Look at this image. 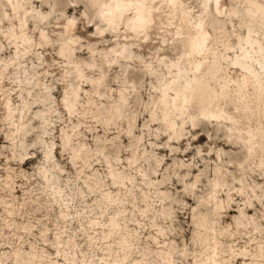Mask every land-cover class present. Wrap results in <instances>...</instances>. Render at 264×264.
I'll use <instances>...</instances> for the list:
<instances>
[{"label":"rangeland","instance_id":"374dc122","mask_svg":"<svg viewBox=\"0 0 264 264\" xmlns=\"http://www.w3.org/2000/svg\"><path fill=\"white\" fill-rule=\"evenodd\" d=\"M95 1L32 0L37 12L50 16L44 24L30 19L28 46L7 37L6 14L12 12L0 0V264H162L165 257L195 264L197 223L208 213L202 206L218 167L230 184L212 193L227 208L220 224L211 215L221 250L229 258L255 247L264 238V209L257 203L249 212L234 179L264 189V90L258 95L233 63L251 59L264 85V24L250 13L253 1L264 7V0H101L128 6L103 22ZM134 16L139 19L128 25L126 18ZM15 29L19 34L18 22ZM43 30L52 44L43 41ZM71 38L80 44L73 47ZM130 44L133 58L122 61L127 72L119 63L103 66L105 85L98 95L91 80L101 73L88 66L104 64L99 52ZM177 63L187 76L178 74L172 66ZM167 84L185 88L194 117L221 108L234 120L202 122L195 129L187 124L179 130L180 140L170 141L161 118L151 116L152 101ZM32 97L48 99L46 127L35 116L45 109L41 104L29 111ZM177 124L180 128L181 121ZM234 127L254 134V151L243 141L230 142ZM143 153L133 164V156ZM127 179L132 183L122 187ZM160 191L170 197L165 209L172 219L166 221L142 202V192L155 200ZM228 194L234 199L231 209ZM242 210L256 217L262 234H242ZM244 262L250 261L240 258L238 264Z\"/></svg>","mask_w":264,"mask_h":264},{"label":"bare ground","instance_id":"6f19581e","mask_svg":"<svg viewBox=\"0 0 264 264\" xmlns=\"http://www.w3.org/2000/svg\"><path fill=\"white\" fill-rule=\"evenodd\" d=\"M40 1H50V0H40ZM97 1H95V3ZM98 2H100L99 18H100L101 22L106 21V17L109 14L114 13L115 11L117 12L118 10H120L122 8H128L127 5H121V4H117V3L115 5H111L108 3H104L101 0H99ZM3 3H4V6L6 8H8V10L10 12H12L11 14H8V13L6 14V18H7L8 22L11 24V28H10L11 33L8 34L7 37L11 38V39L15 38L16 40L21 39L23 45L26 44L29 46L30 40L28 39L26 32L28 30L27 28H29L30 19L31 20H37L38 22L44 24L45 21H47L49 19L50 15L42 13V12H37V10L34 7V3L32 2V0H3ZM253 5L255 7V11H253L252 9L250 10L252 17L260 19L264 24V7L257 4L254 1H253ZM136 11L140 12L141 7L137 6ZM213 15L214 14H212V16ZM226 16H227V14H226ZM186 18L187 17H183L182 18L183 21H185ZM138 19H136V16H134L133 18L129 17V18H126V22L129 25L130 22H132V24H133ZM219 21L220 20H218L217 22H219ZM16 22H18L19 27H20V33L19 34L18 33L16 34V29H15ZM110 26L111 25L108 24V28H110ZM140 26H142V25H140ZM223 26H225V25H223ZM223 26H222V28H223ZM139 28L140 27L138 25L135 26L134 31H137ZM112 30H113V28H112ZM99 31H100V33H103L102 30H99ZM41 34H42V39L46 43V45L52 44V41L50 38H48L45 30H43L41 32ZM60 37L61 38H60V44H59V46H60L59 55L62 56L64 54L62 50L64 49L63 42L65 41V37L63 35H61ZM79 40H80L79 38L69 39L70 45L72 44L73 47L79 45L80 44ZM132 40L133 39H131L130 41H132ZM195 41H197V39H195ZM206 42L208 43L209 41L207 40ZM260 42L261 41L258 40L257 44H258V48L262 50L263 45ZM133 46H134L133 44L123 45V46H120V48H118V49H112L110 52H104V51L99 52V55H102V58L104 60L103 61L104 64L102 63V65H97L95 62H93L92 64H90L88 66L89 69H91L92 71L98 70L101 73L100 78H98L97 80H94V79L91 80V84H93L95 86V90L98 93V95L100 93V90L102 89V86L105 85L104 79L106 78V76L103 72V68H104L103 66L108 65V67H110L112 64H116V63L118 64L119 63L121 65V67H125L122 64V61L131 60L133 58V54H134L133 53ZM227 48H229V47H227ZM88 49L90 51L94 52L96 48L89 47ZM226 50H228V49H226ZM75 51H76V49L72 50V52H75ZM194 52H195V48L193 46L191 48L190 55L194 54ZM250 58H252V57L250 56ZM188 61H190V60H188ZM233 65L238 67L239 69H242L247 74V79L250 80L251 85L255 89L254 91H256L258 93V95H261L263 93V90H264L263 81L260 78V73L258 72V69L255 68L254 67L255 65H253L251 63V59L249 61H245L243 63L239 62V61L234 62ZM13 66L15 67L16 65H13ZM172 66H174V68L177 70L178 74L182 75V77L188 75V74H185L187 72V69L186 68H184V69L180 68L179 63L172 64ZM81 67L82 66L77 65L79 72L82 73L84 70ZM128 68H129L128 66L125 67L124 72H127ZM261 68H263V67H261ZM200 70H202V69H200ZM191 71H192V69H191ZM149 74L151 75V72ZM155 76H156L157 81L160 84L162 81L161 77L159 75H157L156 73H155ZM3 78H4V75L0 74L1 82H2ZM196 79L197 78L195 77V80ZM31 80H32V77L30 78L29 76L26 79L27 86H31V90L28 91V97H30V98L32 96L31 91L34 90V85L31 83ZM235 84H236V82H235ZM228 86H229L228 84L221 86L222 97L226 96L225 95V89H228ZM162 88H163L162 86H159L158 88H154V89L156 92H158ZM184 90H185V88H183V89L179 88V90H178V88H174L170 84H167L166 87L163 88V91L159 95H157L152 101V105L154 107L153 111H151L152 119H153V121H155V120H157V118H158V120H160V118H161L162 122L164 123V125L166 127V130H167L166 132L168 133L167 136H168L170 141H172V140L173 141H179L180 137H181V132L184 131L185 126L187 124H190V126L193 129H195L202 122H208V123H212L214 121L219 122L221 119L232 122L234 120V117L227 114L226 111L221 109V108H219L218 112H216L214 110L204 112V110H203V112L201 114L202 115L201 119L194 117L192 114H189V110L186 107L188 105V98H186V93L184 92ZM124 91L125 90H123L122 93L121 92L120 93L122 95V99L125 100V102H127V98H126ZM170 91L175 93L174 97L171 96ZM100 95H101V93H100ZM31 101H32L31 104L28 103L29 104V111L32 110V106L35 104H41L45 108L43 110L38 111L35 116L39 121L42 122L44 127H46L45 125H47L49 123L48 122L49 120L47 118V116H48L47 114L49 112V108L47 105L48 99H45L44 101H42V99H40V98L37 99L36 97H32ZM22 113H23V111H22ZM187 119H189L188 122L186 121ZM177 121H181L180 128L177 124ZM179 130L181 131L180 133H179ZM230 132H231V134L228 137V139L230 140V142L232 144H235V143L238 144L239 141H243L244 144H246L247 148L249 149L248 151H250V152L254 151V145L257 144V142L253 141L255 138L254 134H252L251 132L244 133V129H238L236 127L231 129ZM245 135H247V136H245ZM233 137H235V138L233 139ZM21 146L22 147L24 146V143H22V140H21ZM76 152L80 153L81 148L77 149ZM222 152L223 151H220L218 153V155H220V153H222ZM144 156H145V153H143L140 156L134 155L133 156V164H136L140 160V157H144ZM75 157H76V159L81 158L79 155H76ZM85 160H87V159H85ZM261 168H262V170H264L263 167H261ZM215 170H216L215 171L216 178L210 182L211 188H212V191L210 193L211 196L209 197L207 202L203 203V206H202V209L208 210V213L205 214L204 216H202V220L198 221V223H197V226L201 230V232L199 234H197V240H196V246H197L196 252L197 253H196V256L194 258V263L195 264H231L237 260L239 261L240 258H243L245 260L250 261L249 263L244 262L243 264H264V242H263L264 238H262L258 242H255L256 243L255 247L252 246V247H249V249L246 247L243 251L239 252L237 255L230 256L229 258L227 256H225V252L223 250H221L223 243H222V241H220L219 231L216 229V226L213 224L211 217L214 216L216 218V223L220 224V220H221V216H222L221 211H223L224 209H227V208H225L223 203L216 202V199L214 198L212 193L214 191H216L217 189H220L222 191L223 188L229 187L230 184L225 180L224 172H223L221 167H218ZM111 177L113 178V176H111ZM144 177H147V175H144ZM234 180H236L240 186L237 190L236 189L235 190L237 191V193L240 196H245V198L247 200L245 202V204H248V206L250 207V209H248L249 212L252 211V208L256 207L255 204H257V203L259 205H261L264 209V202H263L264 194L259 195V193H258V190H261L264 193V189L260 185L248 184L244 178L234 179ZM127 181L132 183L131 179L124 180L121 183L122 187H127L126 183H125ZM152 182L153 181L150 180L148 185H151ZM198 182H199V177L196 178L195 183L193 184V186L192 185L191 186L197 188ZM162 184L163 183L159 184V187ZM142 194H143L142 202L146 205L147 212H151V214L154 217L156 216L155 214H159L160 219L162 217L163 221H166L168 219H172L171 218L172 212H168V210H170V209H168V210L165 209V206L167 204L166 202L169 201V199H170L169 196H167L166 194H164L163 192L160 191L159 194L162 196L161 197L155 196L156 199L152 200V197L146 195L144 192H142ZM228 200H229L228 201V208L231 209V207H233V206H231V203L234 201V199L230 194H228ZM156 203H158V204H156ZM159 206H161L162 208L157 209V207H159ZM171 211H172V209H171ZM242 211H243V218H244V223L241 224L242 230H243L242 234L244 232H246L245 235H249V234L253 235L254 233L262 234L260 224L258 223L256 217L249 216L247 210L246 211L242 210ZM226 233L227 232L222 233L221 237L222 238L227 237ZM159 234H162L161 228H160ZM257 245H258V248H257ZM161 260H162V264H164V262H168V264H177L175 262V260L172 258L168 260V258L165 257V258H162ZM238 261L236 262L237 264H238ZM39 264H43V263L40 262ZM135 264H147V263L135 262Z\"/></svg>","mask_w":264,"mask_h":264}]
</instances>
